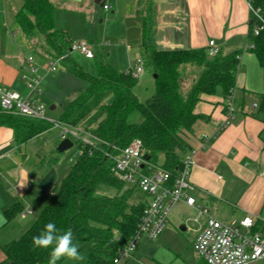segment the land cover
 Returning a JSON list of instances; mask_svg holds the SVG:
<instances>
[{
	"label": "crops",
	"instance_id": "crops-1",
	"mask_svg": "<svg viewBox=\"0 0 264 264\" xmlns=\"http://www.w3.org/2000/svg\"><path fill=\"white\" fill-rule=\"evenodd\" d=\"M50 1L56 6V29L66 33L71 42L85 41L84 38L72 40L74 24L86 23L89 26L92 23L94 28L100 24L106 45L89 41L96 47V56L100 48L104 49L110 45L113 48L123 49L130 55L129 66L120 68L119 72L130 71L135 61L142 59L144 70L139 78L140 82L146 79L151 70L154 73L150 62L146 67L147 61H144V56L147 54L143 46V17H147L151 38L157 49L161 51L207 52L209 42L214 41L221 55L239 54L233 95L235 114L232 123L220 135L214 137L228 113L227 102L230 96L225 95L222 89L212 96H203L196 108V113L203 118L187 134L189 145L197 151L190 180L196 188L194 197L197 205L207 208L213 218L223 223L237 224L250 218L253 222L252 232L263 233L264 113H257L253 105H258V97L264 94V67L250 41L251 19L246 1ZM105 5L111 7L110 12L104 10ZM22 6L23 0H0V85L11 92L33 98L38 96L29 92L21 80V74L29 66L26 59L33 56V53H38L47 62L49 58L42 50H36L35 41L27 39L20 29L17 13ZM36 63L38 70L41 69L46 73V79L43 78V81L46 82L56 73H48L47 66L42 65L41 59L36 60ZM136 87L134 92L138 97ZM56 109L55 107L54 110ZM202 135L210 138L206 149H201ZM35 141L36 139H33L28 144H33ZM28 144L17 145L14 132L9 128L0 127V209L5 212L20 201L23 207V212L20 214L22 219L30 216L23 218V213L32 211L30 208L24 210V205L26 206L24 201L35 186L32 173L34 168L27 165L29 154L26 148L28 146L36 148L37 145ZM32 160L35 161L34 167L38 165L37 170L48 161L45 156L36 157L35 153L32 155ZM53 160L49 162L50 165ZM50 195L53 197V193ZM145 198L141 202L148 200V197ZM33 214L32 211L31 215ZM193 214L191 208L181 204L171 213L162 236L156 241L143 239L133 257L121 264H136V262L156 264L149 258V249L156 247L155 242L175 234L177 229L194 236L193 241L190 242V247L193 249L196 233L189 231L185 226L187 217ZM182 217L185 218L184 223L180 222ZM183 227L185 231H182ZM164 242L166 238L163 239L162 244ZM3 257L0 263L5 259L4 253ZM198 264L205 263L200 259Z\"/></svg>",
	"mask_w": 264,
	"mask_h": 264
},
{
	"label": "trees",
	"instance_id": "trees-1",
	"mask_svg": "<svg viewBox=\"0 0 264 264\" xmlns=\"http://www.w3.org/2000/svg\"><path fill=\"white\" fill-rule=\"evenodd\" d=\"M254 2L264 9V0ZM55 11L50 0H23L17 21L27 39L36 41L35 48L49 59L64 58L62 64L67 70L87 83L86 90L63 108L58 121L80 125L102 143L91 153L83 150L34 224L18 240L2 246L5 259L0 264H48L51 249L34 248L32 244L33 236L39 235L48 222L61 231L70 230L75 244L93 245L87 264H114L119 251L138 232L145 207L143 202L130 203L133 189L123 191L126 185L114 174V159L133 141L140 140L150 164L176 175L183 156L192 149L187 134L203 118L196 113L198 104L203 96H212L219 89L231 95L239 54L209 58L206 51H161L151 38L147 17H143V46L154 71L156 92L142 103L134 92L138 79L130 71L119 72L100 61L96 77L82 70L71 57L68 36L56 29ZM249 37L264 67V32L255 36L251 25ZM188 66L202 70L183 93L182 75ZM136 111L143 117L141 124L129 121ZM257 113H264V94L258 97ZM0 127L11 129L17 145H24L52 126L44 120L0 112ZM102 187L118 194L98 195ZM22 212V203L17 201L4 212L5 223Z\"/></svg>",
	"mask_w": 264,
	"mask_h": 264
},
{
	"label": "built area",
	"instance_id": "built-area-1",
	"mask_svg": "<svg viewBox=\"0 0 264 264\" xmlns=\"http://www.w3.org/2000/svg\"><path fill=\"white\" fill-rule=\"evenodd\" d=\"M250 12L251 25L255 36L264 32V9L256 6L254 0H245ZM110 12L109 5L104 6ZM106 45V43H104ZM96 47L87 41L71 42L70 52L79 53L88 60L96 57ZM220 54L219 47L214 41L209 42L207 55L214 58ZM64 58L48 59V73H55ZM29 65L21 74V80L26 89L35 96L42 92L43 78L38 75V65L33 56L26 59ZM144 62L142 59L135 61L131 75L138 79L143 74ZM234 91L227 102V116L219 125L214 137L225 130L233 121L235 107L233 102ZM256 110L258 105H253ZM0 112L11 115L44 120L45 108L35 98L24 97L20 93L11 92L0 85ZM50 122V121H48ZM59 130L61 142L70 140L78 146V157L83 155L84 149L90 153L102 143L90 131L82 126H72L62 122H50ZM201 149H206L210 138L201 137ZM197 151L191 149L182 158V165L176 175L153 166L145 159L143 143L133 141L128 147L120 151L114 159V174L125 185L140 190L148 197L144 203V211L136 235L122 248L114 264H121L133 257L143 239L158 240L165 232L171 213L181 204L194 211L186 219V228L196 233L193 250L205 264H264V233L252 232V219L246 218L240 224L223 223L210 215L207 208L198 206L194 197L196 188L190 177L194 166ZM32 211L23 213V218L31 215ZM148 264V263H142Z\"/></svg>",
	"mask_w": 264,
	"mask_h": 264
},
{
	"label": "rangeland",
	"instance_id": "rangeland-1",
	"mask_svg": "<svg viewBox=\"0 0 264 264\" xmlns=\"http://www.w3.org/2000/svg\"><path fill=\"white\" fill-rule=\"evenodd\" d=\"M67 24V22H65ZM73 39L75 38H84L85 41H93L94 43L105 46L104 45V36L102 28H100V24L97 27H93V24L90 23L87 26L86 23H82V25L74 24L73 27ZM71 35V34H70ZM72 38V37H71ZM81 42V41H80ZM36 43V41H35ZM120 47L113 48L111 45L105 47L104 49L98 50V57L94 60H87L84 56L79 53H72V59L77 62V64L90 74L91 76H97V62L106 61L120 70V68H127L129 66L130 55L125 52L123 49H119ZM36 50H40L35 48ZM97 50L95 49V53ZM108 55V57H106ZM33 56L37 61L41 59L42 65H47V61L42 59L38 53H33ZM144 61H147L146 67L149 64L147 56H144ZM127 70V69H126ZM125 70V71H126ZM201 67L197 66H188L183 71L182 75V88L183 93H185L191 86L192 82L196 80L198 77ZM38 75L44 79L46 73L39 69ZM55 76L57 78H55ZM48 77V76H47ZM87 88V83L82 79L78 78L74 74L70 73L65 65L60 64L58 66V70L55 74L50 76V79L43 81L42 83V93L38 97H33L36 101L43 105L45 108V118L50 122H58L60 115L63 111L64 106H66L73 98L79 96L82 92H84ZM137 95L139 97L140 102L144 103L149 98H151L156 92V86L154 81V73L151 70V73L148 74L145 80L140 82L138 80V84L136 87ZM55 106L57 109L51 111V107ZM46 121V122H48ZM129 121L134 124H141L143 122V117L140 112L136 111L132 113L129 117ZM49 122V123H50ZM51 124V123H50ZM53 127V125L51 124ZM50 128L47 132L35 137L36 141L33 144L28 145H37L36 148L33 146H28L26 148V152L29 154V158L27 160V165L29 167H33L34 171L33 177L35 186L32 189V193H30L25 199L24 210L28 208L32 209L34 212L33 215L28 216L27 219H22L20 215H18L13 221L6 224L4 212L0 209V261L3 257L2 246L5 244L12 242L14 240H18L20 236L28 230L30 226L34 224V222L38 219L41 212L44 208L52 202L54 195L58 192L62 179L68 174L70 168L74 165V163L78 160V146L75 145L69 151L60 154L57 152V147L61 143L59 130L56 128ZM38 138V140H37ZM32 141V140H31ZM35 153L36 157L45 156L48 161L45 165L42 166L40 170H37V166H35V159L32 160V155ZM56 159L54 164L50 165V161ZM44 160V158L42 159ZM132 197L130 199V203L133 205L139 204L146 197L140 190L134 189L133 187L126 185L123 191L131 190ZM50 193H53L50 195ZM98 195H108L114 196L117 195L118 192L114 189H109L106 187H102L97 192ZM147 198V197H146ZM145 198V199H146ZM143 199V200H142ZM46 204V205H45ZM181 223H184L185 218L182 217L180 219ZM166 238V242H163V239ZM160 241H157L156 247L150 248L148 254L149 258L154 261L156 264H198L200 259L196 252L190 247V242L193 241L194 236L192 234H187V232L183 233L179 229L175 234L171 236L164 237ZM80 247V251L84 254V261H69L65 260L64 264H86L89 258V254L93 248V245L90 243H77ZM152 262V261H149ZM62 263V264H63ZM137 264V262H136Z\"/></svg>",
	"mask_w": 264,
	"mask_h": 264
},
{
	"label": "clouds",
	"instance_id": "clouds-1",
	"mask_svg": "<svg viewBox=\"0 0 264 264\" xmlns=\"http://www.w3.org/2000/svg\"><path fill=\"white\" fill-rule=\"evenodd\" d=\"M32 244L34 248L51 249L48 264H58L63 259L77 262L85 260L79 245L73 242V233L70 230L61 231L53 222H48L39 235L33 236Z\"/></svg>",
	"mask_w": 264,
	"mask_h": 264
},
{
	"label": "water",
	"instance_id": "water-1",
	"mask_svg": "<svg viewBox=\"0 0 264 264\" xmlns=\"http://www.w3.org/2000/svg\"><path fill=\"white\" fill-rule=\"evenodd\" d=\"M54 109L55 107H52L50 110L53 111ZM72 148H73V143L70 140H64L58 145L57 151L58 153L63 154ZM145 159L147 160V157H145ZM182 231H185L184 227L182 228Z\"/></svg>",
	"mask_w": 264,
	"mask_h": 264
}]
</instances>
